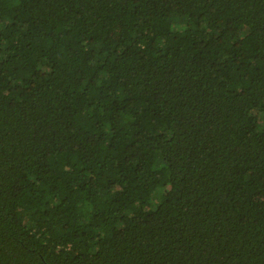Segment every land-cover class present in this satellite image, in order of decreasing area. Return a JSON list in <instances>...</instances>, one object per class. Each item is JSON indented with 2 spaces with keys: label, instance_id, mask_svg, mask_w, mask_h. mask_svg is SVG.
I'll return each mask as SVG.
<instances>
[{
  "label": "trees",
  "instance_id": "1",
  "mask_svg": "<svg viewBox=\"0 0 264 264\" xmlns=\"http://www.w3.org/2000/svg\"><path fill=\"white\" fill-rule=\"evenodd\" d=\"M0 264H264V0H0Z\"/></svg>",
  "mask_w": 264,
  "mask_h": 264
},
{
  "label": "rangeland",
  "instance_id": "2",
  "mask_svg": "<svg viewBox=\"0 0 264 264\" xmlns=\"http://www.w3.org/2000/svg\"><path fill=\"white\" fill-rule=\"evenodd\" d=\"M172 6H174V5H172Z\"/></svg>",
  "mask_w": 264,
  "mask_h": 264
}]
</instances>
